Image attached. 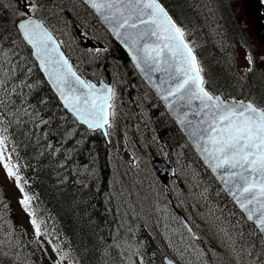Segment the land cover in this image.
I'll use <instances>...</instances> for the list:
<instances>
[{
	"label": "snow or ice",
	"instance_id": "6c2138e0",
	"mask_svg": "<svg viewBox=\"0 0 264 264\" xmlns=\"http://www.w3.org/2000/svg\"><path fill=\"white\" fill-rule=\"evenodd\" d=\"M259 2L264 7V0ZM83 3L126 49L133 66L164 102L204 165L222 184V191L238 207L242 220L251 223L247 233H234L236 226L218 229L219 242L233 264H264V92L260 90L264 88V54L257 57L245 44L242 63L237 56H232V62L238 65L235 79L241 93L246 87L252 88L250 81L257 73L260 80V87L254 89L258 96L252 91L242 97L232 96L213 87L210 74L198 55L199 46L162 0H83ZM7 7L13 9L15 38L6 34V30L0 31V166L20 192L18 202L28 215L33 231V239L28 243L43 249L46 240L57 256L55 264H64L65 260L68 264H79L64 250L55 230L50 229L33 204L36 197L26 190L28 181L16 162L19 157L10 129L29 121L37 129L54 125L67 143L79 135L80 127L110 136L116 125L119 92L115 83L88 79L79 66L73 64L64 50L65 42L38 16L46 7L44 0L0 3V8ZM82 36L85 40L89 38L87 31ZM22 46L29 49L31 60L20 54ZM88 51L99 54L108 49L90 47ZM37 68L44 79L33 78ZM104 71L107 72V68ZM108 76L110 78L111 74ZM45 82L61 102L63 114L59 116L48 109L47 97L40 96L35 104L30 101ZM38 105L44 108L38 109ZM43 111L49 114L45 116ZM49 134L43 131L44 137ZM75 143L79 145L84 140ZM44 148L53 153L62 152L61 147H54L51 142ZM43 154L42 149L40 155ZM184 227L191 243L184 251L177 249L181 259L191 252L195 255V264H222L220 253L195 244L200 237L189 225L184 224ZM25 247L12 223L0 217V264H35L31 259L33 254L25 251ZM129 264H132L130 257ZM167 264L174 262L169 259Z\"/></svg>",
	"mask_w": 264,
	"mask_h": 264
},
{
	"label": "rangeland",
	"instance_id": "374dc122",
	"mask_svg": "<svg viewBox=\"0 0 264 264\" xmlns=\"http://www.w3.org/2000/svg\"><path fill=\"white\" fill-rule=\"evenodd\" d=\"M5 1L9 4L11 2V0ZM233 1L231 9L240 24L241 33L248 41L242 42L237 37L227 38L220 14L216 10V0H190L198 19L193 17L183 26L191 33L190 39L195 41L199 48L207 46L210 49L207 53L208 56H214L211 59L213 63L223 65L231 71L229 74L237 76L238 65L233 63L231 58L235 55L242 63L245 44L253 49L257 57L264 54V7L259 0ZM44 3L46 7L40 14L52 25L58 38L65 42L64 48L75 65H78L81 71L96 78L110 73L119 92L118 115L109 143L112 169L110 193L114 201L116 211L114 212L120 221L119 227L123 230L122 235L115 237L114 244L119 245L118 248L126 256L127 263L129 264L130 257L132 264H141V247L131 232V229L137 228L140 223L133 220V214H136L162 242L170 256L181 264H189V261L195 264L194 254L186 253L181 259L177 251V249L184 251L191 243L190 234L184 227L182 217L186 218L196 236L200 237L195 244L205 250L215 249L222 257V264H233L228 251L219 242L218 229L236 226L233 228L234 233L244 232L239 228L240 221L237 214L232 212L231 208L218 204L211 197V188L205 185L196 165L183 157L182 149L168 152L149 112L152 96L148 90H144L121 74V69H116L113 61L105 59L109 51L99 54L88 51L90 47L108 49V44L105 42H108V37L104 28L96 23L88 12L85 14L76 12L78 7H82L77 0H48ZM71 11L77 14V19L73 18ZM91 13L94 14L92 11ZM85 31L89 37L87 40L82 36ZM105 68L107 72L104 71ZM207 70L213 82L215 78L212 71L210 72L209 65ZM250 83L252 88L246 87L243 93L239 94L244 92L246 94L252 91L253 87L260 86L259 73L252 77ZM237 86L240 87L238 82ZM253 95L257 96L255 93ZM169 116L172 118L170 114ZM183 136L185 137L184 134ZM152 152L155 157L166 160L175 168L174 172L168 175L170 177L167 185L170 190L165 191L158 178V172L152 162ZM19 199L20 192L15 186V181L8 179L3 167L0 166V217L8 218L18 233L20 224L28 236L33 238L29 217L19 204ZM250 229L247 228V232ZM201 238L206 239L209 244L201 246ZM41 240L44 238L41 237ZM238 242L243 243V241ZM44 247L56 261L57 256L46 240ZM64 264L68 263L65 261Z\"/></svg>",
	"mask_w": 264,
	"mask_h": 264
},
{
	"label": "trees",
	"instance_id": "16d2710c",
	"mask_svg": "<svg viewBox=\"0 0 264 264\" xmlns=\"http://www.w3.org/2000/svg\"><path fill=\"white\" fill-rule=\"evenodd\" d=\"M77 1L82 7H78L76 12L81 14L88 12L90 17L101 25L89 8L79 0ZM6 2L0 0V3L9 5ZM162 3L182 25L191 18L193 19V17L196 20L198 19L194 11V5L190 0H162ZM216 4V10L220 14L221 24L226 36L243 39L240 24L236 21L234 12L231 9L233 3L230 0H216ZM67 11L69 10L67 9ZM12 12L11 7L0 8V25H3L0 31L6 30V34L14 36L15 30L12 21L15 17ZM72 13L70 14L74 16L73 18L77 19V14ZM105 32L108 37V42H105L108 44L109 49L105 59L113 61L115 68L121 69V74L130 78L144 90H148L152 96V102L149 103H154L149 104V112L168 152L182 149L183 157L196 165L205 185L211 188V197L218 204L231 208V211L237 214L239 218V228L247 233V228H251V224L242 220V214L232 204L194 153L176 123L140 77L126 52L106 30ZM204 49L205 54H202V51L200 52L199 47L197 51L205 67L207 68V65H209L210 72L212 71L214 74L213 87L232 96L242 97L245 92L239 94L241 91L236 88V76L229 74L230 70L223 65L213 63L211 59L214 56H208L207 53L210 49L207 46ZM28 51L29 49L23 46L19 49L22 55L29 56L31 60ZM83 73L86 74V77L93 76L85 71ZM33 78L44 79L38 68L34 69ZM258 87L260 86L257 85L251 89L253 94L255 93L257 96L258 93L254 89ZM260 90L264 92L263 88ZM40 96L48 98L49 104L47 107L52 109V114L57 116L63 114V109L60 107L61 102L46 82L41 84L34 98L30 97L31 103L35 104L36 99ZM37 107L38 109L44 108L43 105ZM42 114L47 116L49 113L43 111ZM71 119L69 115V124ZM43 131H48L49 136L44 137ZM10 132L17 146L19 159L16 162L21 165V175L28 181L26 190L36 197L33 204L36 206L39 215L46 220L50 229L55 230L56 237L64 250L70 252L71 256L79 261V264H128L126 256L114 244L113 240L118 235H122L123 230L119 227L120 221L115 213L114 201L110 193L112 180L109 159L110 145L102 132H89L85 127H80L79 135L71 143L64 141L60 136V130L54 125H49L47 128L41 126L40 129H37L34 123L29 121L26 125H20L19 127L13 125ZM80 139H83L84 143L77 145L75 141ZM47 142H51L54 147H61L62 152L53 153L51 150L45 149L44 145ZM42 149L44 154L40 155ZM69 149L72 151L69 152ZM133 215V220L140 222L137 223L138 229H131V232L141 247L143 264H165V246L144 224L139 215ZM5 219L9 220L8 218ZM18 231L26 246L24 250L33 254L31 259L35 264H55L56 261L50 257L45 247L41 249L37 245L28 243L33 238L28 236L24 227L20 224ZM245 239H247V235H245ZM65 261L68 263L67 260Z\"/></svg>",
	"mask_w": 264,
	"mask_h": 264
},
{
	"label": "water",
	"instance_id": "95a60500",
	"mask_svg": "<svg viewBox=\"0 0 264 264\" xmlns=\"http://www.w3.org/2000/svg\"><path fill=\"white\" fill-rule=\"evenodd\" d=\"M103 24V23H102ZM104 25V24H103ZM106 28H107V26L106 25H104ZM108 30V29H107ZM112 35V34H111ZM113 36V35H112ZM113 38L115 39V41L123 48V46L119 43V41L118 40H116V38L113 36ZM124 49V48H123ZM124 51L127 53V51H126V49H124ZM148 83V82H147ZM150 86V85H149ZM151 87V86H150ZM152 88V87H151ZM153 91L155 92V90L153 89ZM161 100V99H160ZM162 101V100H161ZM163 102V101H162ZM163 104H164V102H163ZM164 106H165V104H164ZM166 107V106H165ZM167 109V108H166ZM168 110V109H167ZM168 112L171 114V116L174 118V120H175V117L172 115V113L168 110ZM175 122H176V120H175ZM177 123V122H176ZM177 125L179 126V124L177 123ZM179 128L181 129V127L179 126ZM182 130V129H181ZM183 132V131H182ZM184 133V132H183ZM184 135H185V133H184ZM185 137L187 138V136L185 135ZM188 140V139H187ZM188 142L190 143V141L188 140ZM190 145H191V143H190ZM192 146V145H191ZM194 149V148H193ZM195 150V149H194ZM196 152V151H195ZM201 160H202V158H201ZM154 163H155V165L157 166V168L161 171V172H167V173H171L172 172V168L171 167H169V165L165 162V161H163V160H160V159H154ZM210 170V169H209ZM210 172H211V170H210ZM212 173V172H211ZM213 174V173H212ZM213 176L215 177V174H213ZM215 179H216V177H215ZM217 180V179H216ZM218 181V183L222 186V184L219 182V180H217ZM223 187V186H222ZM228 195V194H227ZM229 196V195H228ZM230 197V196H229ZM231 198V197H230ZM172 260L173 262H174V264H178L175 260H173V259H171L169 256H167L166 258H165V262H166V264H167V260Z\"/></svg>",
	"mask_w": 264,
	"mask_h": 264
},
{
	"label": "bare ground",
	"instance_id": "6f19581e",
	"mask_svg": "<svg viewBox=\"0 0 264 264\" xmlns=\"http://www.w3.org/2000/svg\"><path fill=\"white\" fill-rule=\"evenodd\" d=\"M232 3H234V1L233 0H230ZM187 5V4H186ZM188 6V5H187ZM242 30V29H241ZM243 34V33H242ZM241 37H243V39H239V38H237V39H239L240 41H248L247 40V38L244 36V35H242ZM227 38H229V37H227ZM212 41V40H211ZM217 41V40H216ZM205 46H201L200 47V52L202 51V54H205ZM29 52V51H28ZM219 55V54H218ZM221 61V60H220ZM115 67V66H114ZM140 77L143 79V80H145L141 75H140ZM146 81V80H145ZM147 82V81H146ZM220 84V83H219ZM151 86V85H150ZM237 88V90H240V87L238 88V86L236 87ZM162 112V111H161ZM175 122V121H174ZM177 124V123H176ZM51 127V126H50ZM178 127V126H177ZM157 137V136H156ZM32 142V141H31ZM149 155V154H148ZM193 180V179H192ZM193 183V182H192ZM211 185V184H210ZM197 187V186H196ZM167 200V199H166ZM207 205V204H206ZM171 206V205H170ZM235 206V205H234ZM236 207V206H235ZM237 209H238V207H236ZM239 210V209H238ZM240 211V210H239ZM194 212V211H193ZM222 217V216H221ZM225 220V219H224ZM210 222V221H209ZM225 223V222H224ZM245 224V223H244ZM200 229V228H199ZM209 229V228H208ZM113 238V237H112ZM143 238V237H142ZM152 239V238H151ZM112 240V239H111ZM114 240V239H113ZM112 240V241H113ZM111 241V242H112ZM205 244H209V242L206 240V239H204V238H201V240H200V245L201 246H205ZM113 246V245H112ZM158 246V245H157ZM32 247V246H31ZM114 247V246H113ZM123 253V252H122ZM97 261V260H96ZM98 263H100V262H98Z\"/></svg>",
	"mask_w": 264,
	"mask_h": 264
}]
</instances>
